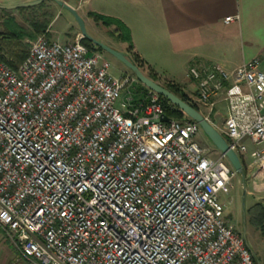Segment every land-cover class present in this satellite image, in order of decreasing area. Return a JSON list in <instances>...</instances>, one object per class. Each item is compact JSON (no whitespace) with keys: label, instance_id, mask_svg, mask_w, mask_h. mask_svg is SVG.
I'll return each mask as SVG.
<instances>
[{"label":"built area","instance_id":"2783aa9c","mask_svg":"<svg viewBox=\"0 0 264 264\" xmlns=\"http://www.w3.org/2000/svg\"><path fill=\"white\" fill-rule=\"evenodd\" d=\"M83 41L42 36L17 70L0 65V229L35 264H256L219 200L237 176L227 157ZM186 76L199 104L225 103L220 133L262 192L261 59Z\"/></svg>","mask_w":264,"mask_h":264},{"label":"crops","instance_id":"0c3cea01","mask_svg":"<svg viewBox=\"0 0 264 264\" xmlns=\"http://www.w3.org/2000/svg\"><path fill=\"white\" fill-rule=\"evenodd\" d=\"M31 1L35 0H0V4L11 6ZM61 1L77 10L81 17L89 18V13H95L123 22L130 30L133 50L128 51V44L119 41L112 45L123 53L136 55L147 68L167 64L164 72L171 78H178L182 72L185 84L170 80L181 87L192 103L204 109L205 112H199L211 124L217 125L211 115L214 111H224L225 119V103L217 98L213 106L199 104L197 87L194 93L188 89L189 83L195 84L186 76L188 69L193 65H212L231 73L255 58L261 59L264 69V0ZM231 16H239V20L226 24L224 20ZM219 105L222 107L218 111ZM250 195H260L256 204L264 208V190L260 193L250 190ZM0 264L35 263L23 258L0 229Z\"/></svg>","mask_w":264,"mask_h":264},{"label":"rangeland","instance_id":"374dc122","mask_svg":"<svg viewBox=\"0 0 264 264\" xmlns=\"http://www.w3.org/2000/svg\"><path fill=\"white\" fill-rule=\"evenodd\" d=\"M7 6V5H5ZM82 14V13H81ZM84 17V18H83ZM83 20L86 25L87 33L90 37L95 40L102 42L103 44L113 47V49L121 52L117 46H113L112 44L116 41L114 36V31L112 28H107L103 24L97 23L93 20H89L86 16H83ZM36 26H45L46 31L44 33H39L36 31ZM20 30L23 32L25 37L17 42L6 43L4 47V54L9 62H15L17 56L25 54L28 55L29 50L32 44L40 37L46 36L52 41H60L66 43H73L76 41L77 37L81 34L79 25L75 19V17L67 10L61 9L55 3L44 2L41 5L36 7L21 9V10H12L5 11L0 10V32H6L7 29ZM51 30L53 33H51ZM57 39V40H55ZM91 51H99L100 49L91 43L89 47ZM131 52V51H130ZM103 56L107 61L110 62L111 67L110 71L114 76H134L133 72L128 69L123 63L117 60L112 55L101 51ZM123 53V52H122ZM14 54V55H13ZM131 61L133 56L131 54L124 53ZM13 55V56H12ZM16 56V58H15ZM27 58V57H26ZM164 68H167V64H158V66L153 65V68H147L145 66V71L141 70L147 77L148 72L152 73L155 77H157L158 84L164 87L165 83L172 82L170 78V74H166L164 72ZM178 78H171L176 82H181L185 84V78L183 73L178 74ZM137 78V77H136ZM189 82V81H188ZM194 83V82H193ZM188 89L192 91V93L196 90V84L189 83ZM138 88H146L143 84L139 82ZM147 89V88H146ZM198 107V111L205 112L204 109ZM221 105H219L216 110H221ZM179 110V109H178ZM185 115V114H184ZM212 118H216V123L212 124L214 128H216L219 132L222 128V124L224 119V111H214ZM215 115V116H214ZM185 120H191L187 115L184 117ZM223 136V135H222ZM197 141L200 146L206 150L205 154L211 158H218L221 155V152L216 148L214 143L210 140V138L206 135V133L201 129L200 133L197 136ZM250 150L252 147L249 145ZM226 163L231 167V164L228 160ZM234 187L230 194L225 195L221 194L219 196L220 202L225 207V217L226 220L232 224L238 232L242 234V221H243V213H242V203H243V193L244 186L242 184V179L240 175L237 174L234 179ZM246 231H247V239L249 245L256 253L258 259L261 263H264V236L262 235V231L260 228L254 226L252 223L253 213L252 209L258 203L260 195H250L251 187L246 178Z\"/></svg>","mask_w":264,"mask_h":264},{"label":"water","instance_id":"95a60500","mask_svg":"<svg viewBox=\"0 0 264 264\" xmlns=\"http://www.w3.org/2000/svg\"><path fill=\"white\" fill-rule=\"evenodd\" d=\"M53 2L57 6L62 9L69 11L76 19L81 34L84 39H87L89 42L97 46L102 51L112 55L121 63H123L128 69H130L133 74L137 77L139 82L143 84L147 89L159 94L161 97L167 99L172 105L176 106L182 113L187 115L192 121L198 123L201 129L206 133V135L210 138V140L214 143L216 148L227 157L228 161L230 162L231 166L235 170V172L240 175L242 179V184L244 186V193H243V203H242V213H243V221H242V236L245 240V243L249 250L252 253V256L256 262V264H262L261 261L258 259L256 253L249 245L247 239V231H246V175L244 171V167L242 164L241 159L239 156L230 149L227 144L226 139L222 136V134L214 128V126L207 120L198 110H196L193 106L182 100L173 92L169 91L162 85L158 84L157 82L153 81L149 77H147L139 67L134 64L124 53L119 52L102 42L95 40L94 38L90 37L86 30V25L83 18L80 16L77 10L73 7L69 6L68 4L64 3L61 0H35L27 3H21L11 6H5L0 4V10L5 11H12V10H21V9H28L32 7H36L38 5L43 4L44 2ZM164 122H168V118L163 119Z\"/></svg>","mask_w":264,"mask_h":264},{"label":"trees","instance_id":"16d2710c","mask_svg":"<svg viewBox=\"0 0 264 264\" xmlns=\"http://www.w3.org/2000/svg\"><path fill=\"white\" fill-rule=\"evenodd\" d=\"M88 17L97 23L103 24L107 28L114 27L115 30H114L113 38H115L116 41L128 44V51L133 50V41L130 34V30L123 22L115 18L106 17L95 13H89ZM35 28L36 31H38L39 33H44L46 31L45 26H36ZM24 37H25L24 33L20 32V30H13L9 28L4 33L0 32V65L6 64L13 70H17L19 66L26 60L27 55L25 56V54H22L17 56V58L15 56L16 58L15 62H9L4 54V47L6 43L17 42L22 40ZM83 43L88 48L91 46V42H89L87 39H84ZM101 51L102 50L100 49V52ZM131 58H132V62L136 64L139 67V69L145 71V65L140 61V59L136 55H134ZM148 77L153 81L158 82L157 77H155L152 73H150V71L148 72ZM164 87L169 91L173 92L174 94H176L178 97H180L182 100H184L191 106H193L196 110H198V107L190 101L189 96L182 91L179 85L173 82H167L165 83ZM139 91L140 93L147 92V89L139 88ZM162 101L165 109L166 118L176 119V120L184 119L185 117L184 113L178 110L176 106L172 105L167 99L163 97H162ZM252 213L254 215L252 223L254 224V226L261 229L262 235L264 236V208L260 204H256L252 209Z\"/></svg>","mask_w":264,"mask_h":264}]
</instances>
